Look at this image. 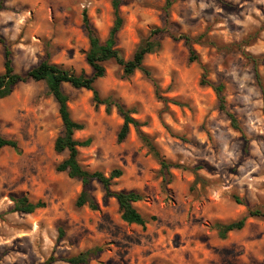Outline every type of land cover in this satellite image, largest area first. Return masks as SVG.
Masks as SVG:
<instances>
[{
  "label": "rangeland",
  "instance_id": "1",
  "mask_svg": "<svg viewBox=\"0 0 264 264\" xmlns=\"http://www.w3.org/2000/svg\"><path fill=\"white\" fill-rule=\"evenodd\" d=\"M113 0H0V36L16 72L42 60L75 73L91 74L85 61L88 38L82 15L104 40L113 24ZM119 0L123 25L116 46L130 58L155 28L171 27L193 38L198 59L189 60L183 40L162 36L161 47L145 56L150 76H124L113 60L95 87L132 111L161 154L174 164L160 170L139 132L129 127L122 142V117L96 105L90 90L63 85L74 121L78 161L108 175L119 168L111 191L134 190L144 228L120 218L114 197L91 181L98 208L77 207L81 181L57 166L67 152L54 141L63 124L44 81L18 83L0 99V136L18 149L0 148V264H70L66 258L102 249L87 264H264V216L248 217L241 230L221 239L214 224L228 223L258 209L264 213V0ZM4 46L0 43V74ZM223 85L227 111L218 108L210 84ZM170 180L168 181V179ZM44 202L32 213L13 210V197Z\"/></svg>",
  "mask_w": 264,
  "mask_h": 264
},
{
  "label": "trees",
  "instance_id": "2",
  "mask_svg": "<svg viewBox=\"0 0 264 264\" xmlns=\"http://www.w3.org/2000/svg\"><path fill=\"white\" fill-rule=\"evenodd\" d=\"M173 0H165V13L172 4ZM113 8V24L108 32L107 37L101 40L97 35L95 29L90 24L85 12L82 15L83 27L88 38V49L85 52V61L91 68V74L87 75L84 72L75 73L62 65L49 62L48 59L42 60L35 67L27 70L25 73H18L12 65L11 51L9 50L6 41L0 36V43L4 46V64L3 72L0 74V99L9 96L14 87L20 82L28 80L44 81L48 92L54 97L58 113L63 124L62 133L54 141V150L56 152H67V157L57 166L58 171H65L71 178H77L81 181L82 189L75 200V205L81 207L87 205L90 209L96 210L98 208L96 202L88 192V187L91 181L99 182L105 191V197H114L120 212V218L127 224H134L145 227L148 220L141 214L134 203L143 200L144 196L134 190L129 191H111L110 186L114 179L119 178L123 172L116 168L110 171L108 175H104L100 171H89L85 169L78 161L79 147L88 146L91 142L90 138L85 140H78L74 138L76 131L83 129V124L74 121L68 109V95L63 91V85L68 84L73 88H84L90 90L93 95V101L96 105H104L105 111L110 112L114 107L117 113L122 117V125L117 134V141L122 142L129 131V127L133 126L138 132L141 123L131 116L132 111L126 108L122 102L114 99L112 96L101 98L96 87V81L105 75L104 63L113 60L118 64L124 76H130L135 71H141L146 76H150L151 72L143 65L146 55L154 53L161 47L162 36H168L173 40H183L188 47L189 60H197L198 57L192 48L193 38L185 33L175 32L171 27H160L153 29L149 36L142 39L139 46L133 55L124 59L121 51L116 46V36L123 25V19L119 11V0L112 1ZM203 84H210L205 79ZM216 92L218 99V108L226 114L230 121L232 128L240 131V126L236 116L227 111L225 98L223 94V85L210 84ZM141 140L145 143L148 152L158 161L160 170L170 177L169 170L174 167V164L167 160L159 151V149L152 143V141L144 134L138 133ZM11 147L18 149V143L14 139H8L0 136V148ZM170 178L168 179V181ZM13 210L23 213H32L38 208L44 207V202L38 200L36 202L30 201L26 196L13 197ZM264 213L258 209L249 210L246 215L228 222L214 224L217 234L221 239L226 238L229 232L241 230L246 223L248 217H263ZM102 248L97 247L80 252L77 255L65 259L70 264H87L89 258L99 252ZM54 261V257L50 256L43 264H50Z\"/></svg>",
  "mask_w": 264,
  "mask_h": 264
}]
</instances>
